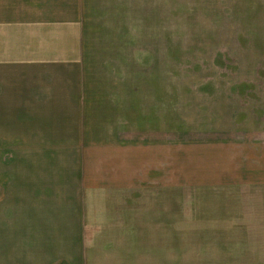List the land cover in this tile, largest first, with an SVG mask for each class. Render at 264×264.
<instances>
[{"label": "rangeland", "instance_id": "obj_1", "mask_svg": "<svg viewBox=\"0 0 264 264\" xmlns=\"http://www.w3.org/2000/svg\"><path fill=\"white\" fill-rule=\"evenodd\" d=\"M90 2L82 6L81 53L67 75L81 77L84 91L94 95L87 102L91 115L82 117L85 147L77 149L84 220L92 216L95 226L82 229L84 236L96 244L123 237L128 244L120 251L164 256L168 264H187V258L215 264L232 254L261 264V182L247 181L261 163L240 161L227 180L214 175L211 163L214 141L228 135L246 143L227 157L242 159L245 151L261 157L264 0ZM58 55L52 59L69 60L66 52ZM45 71L61 76L62 70ZM9 157L0 151V168ZM196 169L202 171L197 182ZM0 199L1 210L9 202ZM226 220L239 226L226 227ZM6 225L13 222L0 220V264H39V245L1 239Z\"/></svg>", "mask_w": 264, "mask_h": 264}, {"label": "crops", "instance_id": "obj_2", "mask_svg": "<svg viewBox=\"0 0 264 264\" xmlns=\"http://www.w3.org/2000/svg\"><path fill=\"white\" fill-rule=\"evenodd\" d=\"M85 4H91L90 0H0V151L10 153L7 165L0 168L4 182L0 197L9 202L1 208L0 220L13 222L6 225V238L1 239H8L7 244L39 245V264H168L171 261L164 256L120 251L119 245L128 244L123 237H102V242L96 244L95 238L84 236L82 231L94 226V220L92 216L91 224L84 220L88 209L83 206L84 184L77 149L85 147L82 117L88 114L87 109L92 110L87 102L94 95L84 91L81 77L67 75L79 56L80 37L85 35ZM47 6L66 7L49 11ZM63 52L69 60L52 59ZM48 68L61 69V76H48L43 72ZM262 141L261 157L254 158L245 151L240 159L226 156L228 150L240 147L232 135L218 139L214 141L217 155L211 164L214 175L227 180L236 170L232 166L238 167L240 161L244 165L248 161L261 163V167L252 168L247 181L261 182L264 264V134ZM89 146L90 142L86 147ZM198 174H202L201 169L193 172L195 182ZM194 185L205 189L208 186ZM223 195L219 200L235 196V192ZM224 202L225 206L233 205ZM233 222L222 221L226 227L239 226L229 224ZM125 225L122 228H127ZM10 228L15 230L13 236ZM10 257L19 261L18 256ZM187 261L191 264V259ZM246 261L232 254L216 259L215 264H250Z\"/></svg>", "mask_w": 264, "mask_h": 264}]
</instances>
